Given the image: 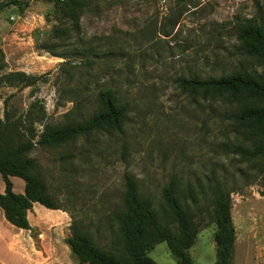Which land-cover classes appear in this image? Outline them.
Returning a JSON list of instances; mask_svg holds the SVG:
<instances>
[{"label": "rangeland", "instance_id": "rangeland-1", "mask_svg": "<svg viewBox=\"0 0 264 264\" xmlns=\"http://www.w3.org/2000/svg\"><path fill=\"white\" fill-rule=\"evenodd\" d=\"M85 1L75 24L53 0L0 8V74L38 75L30 85L0 82V116L7 111L18 118L20 129L32 122L37 133L43 123L60 125L97 110L101 87L124 107L120 130L34 143L27 151L32 171L69 223L119 255L124 251L113 214L122 204L123 172L134 176L139 196L170 227L160 189L174 174L199 222L188 248L195 264H214L211 198L218 184L228 192L234 228L230 264H264V156L235 149H250L257 136L231 117L246 101L183 90L176 81L231 69L264 76V62L246 55L236 38L247 17L264 33V0ZM147 254L157 264H177L163 240Z\"/></svg>", "mask_w": 264, "mask_h": 264}, {"label": "trees", "instance_id": "trees-1", "mask_svg": "<svg viewBox=\"0 0 264 264\" xmlns=\"http://www.w3.org/2000/svg\"><path fill=\"white\" fill-rule=\"evenodd\" d=\"M53 1L60 3L64 13L74 24L77 19L76 10L86 5L85 0ZM10 3L18 4L19 0L0 1V8ZM236 38L246 55L264 62V33L254 17H247L242 21ZM2 67L0 62V69ZM37 77L38 75L21 70H9L0 74V82L30 85ZM176 81L183 90L200 92L202 95L227 94L234 99L246 101L233 111L231 117L246 128L248 133L256 135L257 139L251 141L250 149H235L247 156H264V76L249 70L231 69L201 78L177 76ZM96 96L99 107L87 117L60 125L43 123L37 133L32 122L20 129L17 126L20 123L18 118L11 119L7 111L0 116V176L3 181L0 208L8 222L27 228L25 211L33 201L46 207H60L48 192L43 178L32 171L34 159L27 155V151L34 143L55 145L96 129H121L123 105L109 88H99ZM10 175H16L23 180L22 192L17 193L11 189ZM122 181V204L113 216L124 253L119 255L100 248L86 231L79 230L75 223L70 222V234L65 239L76 257V264H157L147 252L154 243L161 240L165 241L177 264H195L188 248L193 243L199 222L179 195L175 175L171 174L160 189L173 227L160 223L154 208L145 198L139 196L136 180L131 173L124 171ZM185 192L189 201L194 202L195 192L189 185H186ZM229 208L228 192L215 184L211 198V220L215 223L212 234L214 264H230L234 228Z\"/></svg>", "mask_w": 264, "mask_h": 264}, {"label": "crops", "instance_id": "crops-1", "mask_svg": "<svg viewBox=\"0 0 264 264\" xmlns=\"http://www.w3.org/2000/svg\"><path fill=\"white\" fill-rule=\"evenodd\" d=\"M9 180L14 192L23 191L20 177L10 175ZM25 216L28 227H18L5 219L0 208V264H76L65 239L69 225L66 210L33 201Z\"/></svg>", "mask_w": 264, "mask_h": 264}]
</instances>
